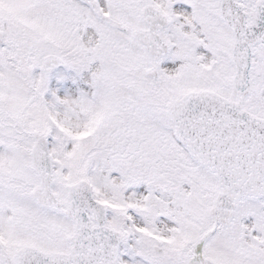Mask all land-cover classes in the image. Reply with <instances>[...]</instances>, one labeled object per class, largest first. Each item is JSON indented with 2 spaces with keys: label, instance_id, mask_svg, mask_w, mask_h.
<instances>
[{
  "label": "snow or ice",
  "instance_id": "1",
  "mask_svg": "<svg viewBox=\"0 0 264 264\" xmlns=\"http://www.w3.org/2000/svg\"><path fill=\"white\" fill-rule=\"evenodd\" d=\"M0 264H264V0H0Z\"/></svg>",
  "mask_w": 264,
  "mask_h": 264
}]
</instances>
